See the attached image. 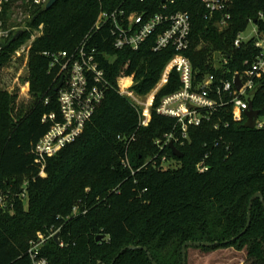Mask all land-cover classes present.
Returning a JSON list of instances; mask_svg holds the SVG:
<instances>
[{"label":"trees","instance_id":"obj_1","mask_svg":"<svg viewBox=\"0 0 264 264\" xmlns=\"http://www.w3.org/2000/svg\"><path fill=\"white\" fill-rule=\"evenodd\" d=\"M161 4L162 0H57L49 9L19 4L9 13L11 24L24 28L18 38L13 40V33L3 45L0 67L34 29L39 25L42 29L29 48L31 107L15 113L16 96L0 90V193L7 196L0 207V264H32L30 242L37 232L49 234L55 229L63 245L49 238L38 254L48 264L113 260L112 264H152L142 249L125 250L117 257L128 245L146 247L157 264H181L186 241L217 243L199 247L206 251L246 248V264H264V206L259 199L251 203L246 232L224 243L245 227L250 197L260 192L264 201V127L244 128L242 121L232 119L229 104L210 122L189 129L182 145L176 143L182 157L164 147L162 153L174 160L172 167H161L158 157L156 164L150 159L159 152L155 141L171 132L175 121L153 111L148 125L139 127L136 109L114 88L106 90L74 141L44 160L33 153L50 127L42 116L58 112L50 60L43 53L72 50L101 9L148 16L161 11ZM229 5L231 18L222 28L215 18L205 17L200 0H176L171 5V11L190 15V44L184 55L197 81L209 74L215 83L231 80L235 71L244 69V60H252L258 52L253 39L239 47L234 40L259 14L254 23L264 33V0H229ZM152 41L137 51L115 50L106 27L91 37L90 45L96 47L111 84L118 76H132L134 90L145 94L174 53L172 47L152 51ZM179 86V76L172 71L154 106ZM251 102L264 117V75L256 81ZM202 159L207 170L199 172L196 164ZM98 235H103L100 241Z\"/></svg>","mask_w":264,"mask_h":264},{"label":"built area","instance_id":"obj_2","mask_svg":"<svg viewBox=\"0 0 264 264\" xmlns=\"http://www.w3.org/2000/svg\"><path fill=\"white\" fill-rule=\"evenodd\" d=\"M47 1L0 0V51L13 33L16 34L17 31L23 29L17 24L12 25V20H8V15L14 6L26 4L45 7ZM175 1L162 0L161 11L148 16L138 12L127 13L123 9L112 11L101 9L89 31L72 50L43 53L50 60L48 71L53 74L58 112H50L42 116V121L50 122V127L33 147V153L39 159L44 160L46 157L54 156L82 133L85 124L91 119L109 88H114L136 109L139 127L148 125L153 111L175 121L171 132L164 134L163 139L155 141L159 152L150 161L156 164V157H158L161 167H172L174 164V160H169L162 153L170 141L175 146L176 143L182 145L188 139L189 129L210 122L212 116L224 105H231L234 121L245 122V111L252 98L250 93L255 92L256 81L264 75V33H259L255 27L254 37L242 39L240 33L237 35L234 40L236 47L253 39L254 47L258 49V52L252 60H244V69L241 72L235 71L231 80H221L215 83L214 76L209 74L197 81L194 78L191 62L184 55V51L189 48L190 44V15L186 11H171V5ZM200 3L206 11V18H215V23L220 28L227 25L231 18L229 0H200ZM106 27L109 29L115 50L137 51L142 45L149 43L151 38L153 41L150 49L154 52L168 47L174 49L158 81L147 93L141 94L134 90L135 82L132 76H118L114 84L106 79L105 71L97 59L96 47L90 45L91 37ZM41 29L42 25H39L38 31L40 32ZM19 50L15 51L17 55H19ZM222 61L226 63L227 58L223 57ZM172 71L179 76V88L161 97L158 105L154 106L156 95L167 83ZM235 75L239 76L241 82L239 89L234 84ZM60 81L62 83L58 87ZM47 101L46 98L45 103ZM258 118L259 115L255 120V127H264V122L258 121ZM213 127L217 129L219 124L214 122ZM133 139L132 135L127 145ZM215 145H218V142H215ZM123 163L128 165L127 159ZM196 170L199 172L207 170L204 159L196 164ZM41 174L44 175L43 172ZM6 197L0 193V207L5 206ZM72 212L76 214L77 207H73ZM57 232L59 233V229L51 230L49 234L37 232L36 239L30 242L28 249L32 264H48L44 256H38L39 250L47 239L53 238ZM58 243L60 246L63 245L59 237Z\"/></svg>","mask_w":264,"mask_h":264},{"label":"rangeland","instance_id":"obj_3","mask_svg":"<svg viewBox=\"0 0 264 264\" xmlns=\"http://www.w3.org/2000/svg\"><path fill=\"white\" fill-rule=\"evenodd\" d=\"M23 25L21 27L24 28ZM255 27L254 22H249L246 29L240 33V37L242 39L254 37ZM40 34L41 31L34 29L30 38L16 48V50L20 49L19 55L15 53L16 50L13 51L0 67V90L16 96L15 113L20 109L28 110L34 102V96L29 90V81L25 77L30 76L29 48L31 42ZM258 121L264 122V117L259 116ZM186 264H246V248L239 249L234 245L206 251L190 246L186 250Z\"/></svg>","mask_w":264,"mask_h":264},{"label":"water","instance_id":"obj_4","mask_svg":"<svg viewBox=\"0 0 264 264\" xmlns=\"http://www.w3.org/2000/svg\"><path fill=\"white\" fill-rule=\"evenodd\" d=\"M57 0H48L45 8L49 9L50 7L53 6V4L56 2ZM164 1V0H163ZM258 19V17H256L255 19L252 20V22H255ZM23 30H19L17 31V33L14 35L13 40H15L16 38H18L21 34H22ZM61 81L58 83V87L61 85ZM234 84L236 86L237 89L240 88L241 86V82L239 80V76L235 75V79H234ZM57 89V88H56ZM251 95L254 94V91H252L250 93ZM259 115V111L257 109L253 108V104L251 101H249V105H248V109L245 111V116H246V120L243 123V127L247 128V129H253L255 128V120L257 118V116ZM168 148L170 149L171 153L176 156V157H182V152L173 144V142H169L168 143ZM253 199H259L262 203V205L264 206V201H263V196L260 192H256L254 193L249 200V204H248V213H247V222L245 227L243 228V230L241 231V233L235 237H233L231 240H227L224 241V243H229L230 241L235 240L236 238H238L240 235L244 234L250 224V210H251V203L253 201ZM58 237H59V233H55V235L53 236V240L58 243ZM103 238V235H98L96 237V241H100ZM217 243L215 242H198V241H186L182 247H181V264H186V250L188 247L190 246H196V247H200V246H214ZM134 249H142L146 252L149 260L151 261L152 264H157V262L152 258L151 254L149 253V251L146 249V247H140V246H134V245H128L126 247H124L123 249H121V251L119 252V254L117 255V257L125 250H134ZM114 262V260L112 261V263ZM111 263V264H112Z\"/></svg>","mask_w":264,"mask_h":264}]
</instances>
